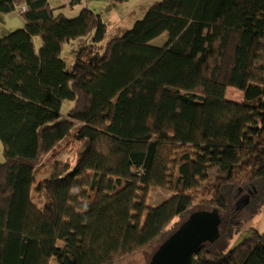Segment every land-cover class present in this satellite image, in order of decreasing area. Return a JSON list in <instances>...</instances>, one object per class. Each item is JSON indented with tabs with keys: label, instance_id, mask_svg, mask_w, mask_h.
<instances>
[{
	"label": "trees",
	"instance_id": "16d2710c",
	"mask_svg": "<svg viewBox=\"0 0 264 264\" xmlns=\"http://www.w3.org/2000/svg\"><path fill=\"white\" fill-rule=\"evenodd\" d=\"M16 11L24 28L0 36V264L152 256L199 208L243 228L236 190H264V0H161L102 53L107 26L86 7L70 19L49 0H0ZM83 37L68 71L64 45ZM62 143L75 163L54 158ZM155 190L173 195L148 205ZM211 246L196 264H264V233Z\"/></svg>",
	"mask_w": 264,
	"mask_h": 264
},
{
	"label": "rangeland",
	"instance_id": "374dc122",
	"mask_svg": "<svg viewBox=\"0 0 264 264\" xmlns=\"http://www.w3.org/2000/svg\"><path fill=\"white\" fill-rule=\"evenodd\" d=\"M71 1L72 0H49L55 15L63 14L67 18L72 19L77 17L84 7L99 14L107 26V32L105 40L94 45V51L102 53L111 40L122 37L127 31L131 30L135 23L143 19L148 10L161 0H130L124 3H113L111 0H82V3L77 5H72ZM20 22H24V20L19 12L9 15H0V35H7V33L23 29L25 23L21 26ZM167 40L168 35L165 33L152 41L151 44L156 47H162ZM91 43V37H83L64 45L61 56L67 65L68 71H72L80 50ZM34 44L38 51L41 46V39L35 38ZM226 97L228 100L241 102L243 100V93L237 89L229 88ZM72 104V102H66L61 110V114L66 115ZM260 119V114L255 112L254 116L248 122L249 127L256 126ZM249 127L248 131H250ZM3 149L0 140V164L4 162ZM75 152V146L62 143L61 146L54 151L53 155L55 159L59 160L72 159L73 157V162L75 163ZM49 158L52 159V156ZM259 188L261 187H257L256 185L253 186L254 195L247 190L239 194L238 203L244 197H248L247 204L242 206L241 209H238L237 212L239 213L236 215L241 222H244V226L238 233L233 232L232 229H228L227 231L222 230V232L220 230V239L215 244H212V249L227 252L235 245L250 237L254 233V230L260 234L264 233V190ZM239 189L242 188H238L237 190ZM171 195H173L172 192H164L161 190L152 191L150 193V198H148V205L154 206L157 203H161L164 198L170 197ZM198 210L204 209L199 208ZM222 216L227 217V215L223 214ZM150 256L149 253H143L123 264H150Z\"/></svg>",
	"mask_w": 264,
	"mask_h": 264
},
{
	"label": "water",
	"instance_id": "95a60500",
	"mask_svg": "<svg viewBox=\"0 0 264 264\" xmlns=\"http://www.w3.org/2000/svg\"><path fill=\"white\" fill-rule=\"evenodd\" d=\"M242 192L235 193L238 197ZM244 197L238 204H247ZM224 217L218 208L198 210L187 219L156 249L150 264H196L197 255L206 244H215L220 239Z\"/></svg>",
	"mask_w": 264,
	"mask_h": 264
},
{
	"label": "crops",
	"instance_id": "0c3cea01",
	"mask_svg": "<svg viewBox=\"0 0 264 264\" xmlns=\"http://www.w3.org/2000/svg\"><path fill=\"white\" fill-rule=\"evenodd\" d=\"M14 13H17V11ZM11 14H13V13H11ZM20 23H21V26L24 24V22H20ZM0 36H4V35H0Z\"/></svg>",
	"mask_w": 264,
	"mask_h": 264
},
{
	"label": "built area",
	"instance_id": "2783aa9c",
	"mask_svg": "<svg viewBox=\"0 0 264 264\" xmlns=\"http://www.w3.org/2000/svg\"><path fill=\"white\" fill-rule=\"evenodd\" d=\"M19 12H21L22 11V8H19V10H18Z\"/></svg>",
	"mask_w": 264,
	"mask_h": 264
}]
</instances>
